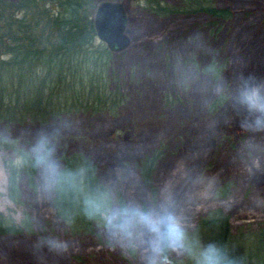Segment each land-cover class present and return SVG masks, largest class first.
I'll return each mask as SVG.
<instances>
[{"label":"trees","instance_id":"1","mask_svg":"<svg viewBox=\"0 0 264 264\" xmlns=\"http://www.w3.org/2000/svg\"><path fill=\"white\" fill-rule=\"evenodd\" d=\"M142 1L144 10L160 19L156 22L159 24L156 28L152 27L155 31L146 36L143 51L129 55L124 53L126 54L124 57L123 54L120 55L126 59L117 66L137 60L140 74L147 76V79H143L144 83L153 88V85L159 86L158 77L164 75V69H158L160 61L166 63L165 65L173 64V61L166 62V53L173 55L180 52L186 58L187 53L190 54L194 48L198 51L209 48L216 62L212 58L201 70L198 69V73L204 76L205 86L197 87L187 100L184 97L188 95L187 91L181 92L180 87L175 91L172 88L170 92L177 93L183 98V104L186 108L189 105L195 119L205 99H212L213 95L217 94L209 107L211 119L216 113V117L219 119L224 117V120L234 118L236 115L246 119L250 126L253 124L260 130L264 129V110L260 107L264 106V93L263 96L259 94V88L264 89V65L257 68L259 64L252 61L246 68L254 65V69L252 67L254 79L249 80V76L246 78V74H243L245 67L242 64L249 58L262 60L264 64L262 10L232 9L226 4L225 7H218L209 0H176L174 3L164 0ZM97 2L0 0V153L12 148L7 136L14 132V126H18V132L21 134L24 132L28 136L33 133L39 136L41 133L54 134L39 137L32 150L28 146H22V149L18 148L16 151V156L21 162L18 173L22 179L30 180L32 184H35V180L40 183L39 190L30 196L32 205L29 210L32 209V216L36 218L34 222L31 220L21 225H7L0 221V264H111L109 259L111 251H114L116 257L115 264H174V258L170 257L166 248L160 257L143 258L131 251V246L136 250L135 246L138 244L123 237L120 239L118 237L117 243H112L113 247H109L107 244L109 241H105L101 236L95 237L88 243L90 245L86 246L83 245V239L76 240L77 235L84 231L88 232L90 229L88 233L90 234L100 214L109 208L108 193L95 177V174H98L96 171L105 175L106 167L110 166L113 171L112 178L121 179L124 178L122 176L127 167L120 161H126L132 156L138 157L141 160L138 162L137 170L130 169V173L144 182L150 178L166 153L163 146L158 150H151L152 152L148 149L140 150L142 143L145 142L143 131L138 133L139 141L129 140L123 144L129 148L115 147L116 144L113 142L108 141L106 144L100 139L94 142L93 150L90 146L74 148L76 137H67L63 132L62 134L59 132L60 129H56L71 122L70 119L67 120L68 118L103 116L113 120L117 117L118 111L121 113L124 109V107L122 110L119 109L125 100L126 87L122 86L124 82L122 83L117 74L112 78L107 74L111 64L114 65L116 61L113 57L115 53L109 52L103 44H96L95 41L92 16ZM232 22L242 23L244 31L252 23H255L256 27L245 41L249 43V50L240 51L239 47L234 50L240 52L235 53L236 60L226 62L230 67L225 77L219 80L224 72H221L220 68H224L226 64L221 62L220 65H225L217 66V62H220V51L216 49V41L220 39L227 42L228 37L224 34L220 38L222 34L219 33L224 25ZM202 57L199 53L197 59L201 61ZM173 73L171 72V75H174ZM188 73L193 74L192 67ZM258 75L261 77L257 78ZM147 90L144 86L141 89L142 94L147 96L149 94ZM253 91L257 93V107H250L244 102V93ZM186 108L184 113L186 111L187 126L190 132L194 133L193 127L200 124L192 126L193 116ZM128 110L130 111L129 106ZM152 110L155 111L156 106ZM124 111L126 112L125 109ZM130 113L132 114L131 111ZM207 123L211 122L202 120L203 127L197 130L201 138L191 135L188 142L191 149L209 137L216 142L217 130L214 133L203 131ZM157 131L159 130H155V133ZM242 138L245 140L244 135ZM199 140L201 142L198 143ZM108 144L111 146H107ZM105 162L111 164L105 165ZM4 169L6 168H2L4 185L7 186L11 182L9 172ZM178 173L184 175L181 169ZM47 174L49 177L43 179L42 177H46ZM174 175L173 173L172 176ZM53 177L54 185L53 181L51 182ZM211 213L218 218L206 219V216L200 219V226L204 227V238H198L196 232L186 236L185 243L188 249L193 251L191 249L193 245L197 246V243L200 245L201 242L206 245L208 241L210 245H215L219 249L221 264H235L233 259H230L232 252L229 246L236 244L238 238L235 239L230 234L227 226L223 228L225 218L221 209L213 210L207 215ZM59 220L64 225H59ZM210 230L213 231L212 236ZM193 236L197 239L195 240ZM252 238L259 240L264 250V235H261V238L253 236ZM161 243L165 247L164 239ZM99 249L101 252H96Z\"/></svg>","mask_w":264,"mask_h":264},{"label":"rangeland","instance_id":"2","mask_svg":"<svg viewBox=\"0 0 264 264\" xmlns=\"http://www.w3.org/2000/svg\"><path fill=\"white\" fill-rule=\"evenodd\" d=\"M96 1H98L97 3L100 1H123L127 14L126 35L130 39V45L124 51L115 53L113 57L116 61H114V65L111 64V69L107 73L111 78L117 74L118 78L122 79V83L124 82L122 86L126 87L125 100L119 109L122 110L124 107L126 112L124 109L120 110L121 113L118 111L117 117L113 120L103 116L68 118L67 120L70 119L71 122L66 120L69 123H65L61 128L56 129H60L59 132L61 134L63 132L67 137H76L77 141L74 143L76 149H81L82 146H90L93 149L94 142L100 139H103L105 143L113 142L116 144L115 147H127L123 144L129 140L139 141L138 133L143 131L145 142L142 143L140 150L155 151L163 146L166 153L150 178L144 182L141 178L130 173V169L137 170L138 162L141 160L138 157L132 156L126 161H120L127 167V169L124 168L126 170L122 176L124 178H112L113 171L110 166L106 167L105 175L96 171L98 174H95V177L108 193L109 208L100 214L90 234H88L90 229L88 232L84 231L77 235L76 240L83 239V245L86 246L90 245L88 243L95 237L101 236L105 241H109L107 243L109 247H113L112 243L116 244L117 238L123 237L138 244L135 246L136 250L134 246H131V251L138 253L143 258L160 257L163 254V249L166 248V252L170 254V257L172 256L171 258H174V264L175 262L198 264L199 257L197 256L210 245L208 241H206V245L203 242L200 245L197 243V246L193 245L191 247L193 251H173L163 236L158 237L156 233L141 222L137 210L143 213H151L154 217L170 214L183 227L186 236L197 232L195 235L201 239L204 238V227L200 226V219L206 216V219L209 217L210 219L218 218L213 213L209 216L207 214L213 210L221 209L225 218V223L222 224L223 228L228 227L230 234L235 239L238 238L235 241L236 244L229 246L233 250L229 248L232 252L230 259H233L235 264H264V250L261 243L256 238H252V236L261 238V235H264V129L260 130L257 125L253 126V124L250 126L246 119L236 115L234 118L230 117L224 120V117L221 119L216 117V113L211 119L209 115L212 113H210L209 107L212 100L218 96L217 94L213 95L212 99H205L203 106L198 109L199 114L195 119L193 110L189 109V105L186 108L183 104V98L177 93L170 92L172 88L175 91L179 90L178 87H180L181 92L187 91L186 94L188 95H184L187 100V97L191 96L192 91H196L197 87L205 86L204 76L198 73V69L201 70L212 58L216 62L209 48L200 51L194 48L190 54L187 53L186 58L180 52L173 55L166 53V62L173 61V64L165 65L166 63L160 61L158 69H164V75L158 77L159 86L153 85V88H149V84L144 83L143 79H147V76L144 77L140 74L137 60L130 61L129 64L127 63L128 65L125 64L126 66H117L118 63L125 61L126 58L122 57L126 54L143 51L146 36L155 31L153 29L158 26L159 23L156 24V22H159L160 19L144 10L145 6H143L142 0ZM164 1L174 3L176 0ZM209 1L218 7H225L226 4L232 9L262 10L264 13V0ZM255 25L252 23L244 31L245 27L242 23L232 22L229 25H224L220 30L219 35L222 34L220 38L225 34L228 39L227 42L220 39L216 41V49L220 51V62H217V66L223 67L226 64L224 68H220L221 72H224L219 80L225 77V73L230 67L226 62L236 60L234 59L235 53L244 49L246 52L249 50V43H245V41L248 39V34L256 27ZM95 41L96 44H99L97 39ZM238 47L240 51H234ZM199 53L203 56L201 61L197 59ZM122 54L123 56L120 57ZM252 61L259 64L256 66L257 68L264 65L262 60L250 58L244 60L242 63L245 67L243 74H246V78L249 76V80L254 79L252 70L254 65L249 69L246 68L251 65ZM221 62L225 64L220 65ZM191 67L193 74L188 73ZM180 68L181 70H179ZM171 72H174V75H171ZM182 76L184 77L182 78ZM258 77L261 76L258 75ZM144 86L149 92L147 96L141 92ZM225 90L224 88V92ZM263 93L264 89L260 87L259 94L263 96ZM128 106L132 114L128 110ZM154 106H156L155 111L152 110ZM184 108L193 116L192 126L200 124L193 127L194 133L190 132L187 126ZM202 120L211 122L204 126L203 131L214 133L217 130L216 142H213V138L209 137L202 142L199 140L200 145H195L191 149L188 144L191 135L201 138V134H198L197 130L203 127L201 126ZM192 122L190 121V123ZM17 127L14 126V132H10L7 136V141L11 143L12 148L5 153H0V181L3 180L0 183V221H4L7 225H21L24 222L29 223L31 220L34 222L36 218L32 216V209L29 210L32 205L30 196L39 190L40 183L35 180V184H32V181L22 179L18 173L21 162L20 158L16 156L17 149L28 146L32 150L39 137L54 135L41 133L39 136L33 133V135L29 134L28 136L24 132L22 134L18 132ZM155 130L159 131L155 133ZM172 132L173 134H171ZM135 134H137L136 139ZM207 135L209 136V134ZM242 135L245 136V140ZM168 136L169 139H167ZM107 146H111V144ZM107 146L106 149L109 150ZM104 164L110 165L111 162ZM2 168H6L4 170L9 172L8 177L11 183L7 186L4 185L5 178ZM179 169L184 173L183 176L178 173ZM173 173L174 176H172ZM47 177L49 174L42 178ZM54 180L53 177L51 180L53 185ZM173 184L174 187L172 188ZM48 192L50 193V189ZM53 194L54 189H52ZM59 222V225H64L62 221L59 220ZM212 235L213 231L210 230V236ZM196 236H193L195 240L197 239ZM162 239H164L165 247L161 243ZM96 252H101V250ZM115 258L114 251L109 252L111 264H115ZM143 258L141 259L146 262Z\"/></svg>","mask_w":264,"mask_h":264},{"label":"clouds","instance_id":"3","mask_svg":"<svg viewBox=\"0 0 264 264\" xmlns=\"http://www.w3.org/2000/svg\"><path fill=\"white\" fill-rule=\"evenodd\" d=\"M256 98L257 93L254 91L244 93V102L248 103L250 107H257ZM260 107L264 110V106ZM137 215L141 222L156 233L158 237L163 236L173 251H189L185 243L186 234L184 229L174 216L169 214L154 217L151 213H143L139 210H137ZM162 229L163 231H161ZM198 264H221L219 249L215 245H208L200 252Z\"/></svg>","mask_w":264,"mask_h":264},{"label":"water","instance_id":"4","mask_svg":"<svg viewBox=\"0 0 264 264\" xmlns=\"http://www.w3.org/2000/svg\"><path fill=\"white\" fill-rule=\"evenodd\" d=\"M127 21L123 1H100L96 5L92 18L93 30L97 40L109 52L120 53L129 47Z\"/></svg>","mask_w":264,"mask_h":264},{"label":"flooded vegetation","instance_id":"5","mask_svg":"<svg viewBox=\"0 0 264 264\" xmlns=\"http://www.w3.org/2000/svg\"><path fill=\"white\" fill-rule=\"evenodd\" d=\"M97 39V38H96ZM99 42V41H98ZM100 43V42H99ZM102 44V43H101Z\"/></svg>","mask_w":264,"mask_h":264}]
</instances>
